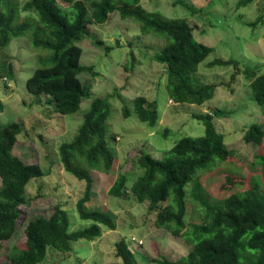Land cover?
Instances as JSON below:
<instances>
[{
  "label": "rangeland",
  "instance_id": "1",
  "mask_svg": "<svg viewBox=\"0 0 264 264\" xmlns=\"http://www.w3.org/2000/svg\"><path fill=\"white\" fill-rule=\"evenodd\" d=\"M16 1L23 5L28 0ZM239 1L141 0L151 13L187 20L195 29L196 39L213 48L197 72L205 84L218 85L215 97L203 106L170 102L166 72L155 59L166 39L142 34L138 23L123 21L119 13L110 14L104 25H90L89 36L80 44L81 64L94 67V73L82 74L80 79L91 86L92 92L80 111L72 115L55 113L47 97L27 91L26 83L36 69L37 59L29 36L13 39L9 47L0 48V101L4 104L0 125H22L23 133L18 136L13 153L26 164H39L44 171L43 177L33 179L27 187L29 202L20 207L16 235L0 243V264L9 261L13 248H25L29 220L38 215L50 216L57 205L68 211L71 231L92 224L81 220L76 211L86 183L64 171L59 148L77 134L94 98L110 105L108 136L112 135L108 141L115 161L110 173L92 171L94 190L86 209L110 214L117 228L111 230L101 225L100 237L73 242L71 252L49 248L42 264H122L115 248L121 239L126 240L137 264H159L163 258L181 261L192 250L190 234L206 222L205 208L192 196L196 180L211 200L254 188L264 193V161L256 159L264 156V139L260 145L247 146L243 141L244 132L251 125L259 124L264 129V115L249 88L251 80L244 73L247 67L255 69L256 76L264 73V0H254L245 8L237 7ZM60 6L66 8L63 3ZM21 17L25 20L28 13ZM260 17L263 21L257 27L248 26ZM96 41L102 45L99 47ZM217 59L235 60L240 65L237 69L209 67ZM140 96L147 98L148 103H157L153 109L159 117L155 126L140 122L135 114V99ZM124 105L132 110L128 118L123 113ZM211 109L225 112L214 122L226 136L231 157L224 162L212 161L193 177L186 188L188 213L184 236L177 237L157 227L156 213L149 211L147 202L138 204L131 192L143 173L138 159L143 150L155 159H164L180 139L203 136L205 126L195 116L209 114ZM120 173H129L128 197L123 199L109 194Z\"/></svg>",
  "mask_w": 264,
  "mask_h": 264
},
{
  "label": "trees",
  "instance_id": "2",
  "mask_svg": "<svg viewBox=\"0 0 264 264\" xmlns=\"http://www.w3.org/2000/svg\"><path fill=\"white\" fill-rule=\"evenodd\" d=\"M253 1L240 0L237 7L245 8ZM60 3L66 8L62 9ZM23 13H28L25 20L21 17ZM113 13H119L123 21L138 23L144 35L166 39L165 47L155 59L166 72L169 96L174 103L203 105L215 97L218 85L205 84L197 76L200 65L213 48L196 39L195 29L187 20L151 13L142 6L141 0H28L23 5L16 0H0V48L9 47L13 39L29 36L37 59L36 69L26 83L27 91L47 97L55 113L72 115L80 111L83 101L89 100L92 92L91 86L80 79L82 74L94 73L93 66L81 64L83 49L80 44L89 36L90 25L106 24ZM262 21L260 17L248 26L257 27ZM95 44L100 47L102 42ZM239 65L235 60L217 59L209 67L233 66L237 69ZM244 73L251 80L249 88L264 115V73L256 76V70L250 67ZM235 77L233 74L232 78ZM155 104L148 103L142 96L135 99L134 112L140 122L157 124ZM3 109L0 101V111ZM131 112L124 105L125 118L130 117ZM224 115L220 109L196 115L205 126L203 136L180 139L164 159H155L144 150L138 159L143 173L134 182L131 192L138 204L147 202L149 211L156 213V226L174 236H184L188 213L186 188L193 177L212 161L224 162L231 157L226 136L214 122L215 117ZM109 118V103L94 98L77 134L59 148L64 171L86 183L76 211L81 220L92 224L71 231L68 211L57 205L50 216L38 215L29 220L25 228V248H13L9 261L3 264H42L49 248L71 252L73 242L94 241L100 237L101 225L111 230L117 228L110 214L86 209L94 190L92 171L107 174L114 166L115 154L108 141L112 135L108 136ZM22 133L20 123L0 125V243L16 235L20 207L29 202L27 187L33 179L44 176L39 164H26L14 155L15 144ZM263 139L264 129L259 124L251 125L244 132L243 141L247 146L260 145ZM258 158L264 161V156ZM127 174L120 173L109 191L111 196L128 197ZM203 188L199 180L192 188V196L206 212V222L197 227L195 234H190L192 250L181 261L163 258L158 263L264 264V193L254 188L211 200L205 196ZM115 248L122 264H137L126 240L118 241Z\"/></svg>",
  "mask_w": 264,
  "mask_h": 264
},
{
  "label": "clouds",
  "instance_id": "3",
  "mask_svg": "<svg viewBox=\"0 0 264 264\" xmlns=\"http://www.w3.org/2000/svg\"><path fill=\"white\" fill-rule=\"evenodd\" d=\"M165 71V70H164ZM165 79H166V77H165ZM144 97V96H143ZM170 102L173 104L174 102H173V100H171L170 99ZM207 103V102H206ZM206 103H204L203 105H205ZM174 104H176V103H174ZM182 105H185V104H182ZM203 105H196V106H203ZM132 111V110H131ZM5 126V125H4ZM116 182V181H115ZM115 184V183H114ZM113 184V185H114ZM65 209V208H64ZM66 210V209H65ZM144 243L142 242V243H140V245H143Z\"/></svg>",
  "mask_w": 264,
  "mask_h": 264
}]
</instances>
